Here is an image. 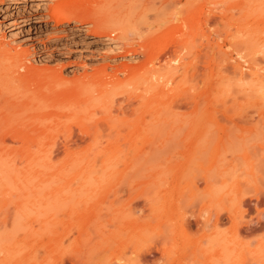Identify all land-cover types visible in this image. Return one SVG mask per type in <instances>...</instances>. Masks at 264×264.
Returning a JSON list of instances; mask_svg holds the SVG:
<instances>
[{"label": "rangeland", "instance_id": "374dc122", "mask_svg": "<svg viewBox=\"0 0 264 264\" xmlns=\"http://www.w3.org/2000/svg\"><path fill=\"white\" fill-rule=\"evenodd\" d=\"M87 16L186 72L122 57ZM0 37L24 75L0 85V264H264V0H0ZM144 60L163 81L117 72Z\"/></svg>", "mask_w": 264, "mask_h": 264}, {"label": "bare ground", "instance_id": "6f19581e", "mask_svg": "<svg viewBox=\"0 0 264 264\" xmlns=\"http://www.w3.org/2000/svg\"><path fill=\"white\" fill-rule=\"evenodd\" d=\"M174 3V2H173ZM189 4V3H188ZM210 4V3H209ZM88 12H85V14L86 15H88L87 14ZM90 13H92L91 11H90ZM175 13V12H174ZM58 13H56V14H53L52 13V15H53V17H54V19H55V21H56V23H57V25L59 26V25H61V24H63L65 21H69V20H71V19H73V18H77L78 17V15H76V13H75V11H68V12H66V13H63L61 16L60 15H57ZM85 15V16H86ZM113 15V14H112ZM91 17L93 16V14L92 15H90ZM94 17H96V16H94ZM88 18V16H87V19H91V21L89 20V22H91V23H93L94 24V27H93V34H95V35H101V34H103V35H106V36H108V37H110L111 39H115V40H117V41H120V40H123V43L121 44V47H122V50H119V52H120V54L122 55V57H127L126 55L129 53H141V54H143L144 56H147L148 57V60H149V62H151L154 66L156 65V62L157 61H162L163 59L165 60V62H166V64H168V66H169V69H166V74H172V76H169L168 78H167V82H169V81H172L173 79H174V76H175V73L177 72L178 73V71H180V70H184V68H185V66H183L182 67V64H180L179 65V62H178V65H177V63H176V59L174 58V56H175V54L174 53H171V51L170 52H158L156 55L153 53V50H152V48H151V46H150V43H149V45H146V44H144L145 42H140V44L138 45V46H136L134 43H130V42H127L128 41V38L130 39V37H125V36H121L120 34L117 36L116 34H117V32L116 31H118V30H116L115 28H114V26H113V24L111 23L112 21L111 20H106V18H102L103 20H101V18L99 19V17H97L98 18V20L96 19V18ZM81 19V18H80ZM86 18H84V20H87ZM83 20V19H82ZM88 21V20H87ZM212 21V17H211V14H209L208 13V15H206L205 16V26H208L209 24H210V22ZM212 23V22H211ZM148 25V24H147ZM198 25V24H197ZM189 28L190 27H187V29H188V31H189ZM146 29V28H145ZM192 30H193V28H192ZM195 30V29H194ZM199 30V29H198ZM202 30V29H201ZM186 31V30H185ZM195 31H197V30H195ZM208 31V30H207ZM208 33H210V32H208ZM139 35V34H138ZM206 35V40H207V42L206 43H204V44H202V45H204V53H205V58H203V59H207L208 61H210L211 59H209L210 57H211V48H212V41L210 40V38H209V36H210V34H209V36H208V34H205ZM112 36H114L113 38H112ZM191 36V35H190ZM146 38V37H145ZM149 40H151V39H149ZM194 40V39H193ZM122 42V41H121ZM148 42V41H147ZM128 45H135L136 47H134V49L133 50H129L128 48H127V46ZM197 45V44H196ZM199 45V44H198ZM117 47H119V48H121L120 46H117ZM173 47V46H172ZM175 47H178V45L177 46H175ZM180 47V46H179ZM192 49V48H191ZM155 50H157V49H155ZM182 49H181V47H180V52H182L181 51ZM184 50V49H183ZM165 51V50H164ZM167 51V50H166ZM169 51V50H168ZM175 51H177V53H178V49L176 48L175 49ZM155 52V51H154ZM173 52V51H172ZM188 53V52H187ZM191 53H193V52H191ZM179 54V53H178ZM178 54H176V56H178ZM172 55V56H171ZM174 55V56H173ZM183 55V54H182ZM175 56V57H176ZM180 56V55H179ZM190 56V55H189ZM194 56V55H193ZM193 56H191V57H193ZM201 56V55H200ZM172 57V58H171ZM181 57V56H180ZM186 57V56H185ZM169 58H171L172 60H170ZM181 58H183V56L181 57ZM114 59H116V58H114ZM197 59V58H196ZM195 59V60H196ZM22 60H23V56H22V54L19 52V51H15V52H13L12 50H11V48H9L8 46H7V44L4 42V41H2V39H1V37H0V82H1V84L0 85H5V84H7V83H15L16 81H19V80H22V78L24 77V75H22V74H20V73H18V68L22 65ZM25 60V59H24ZM178 60V59H177ZM180 60V59H179ZM183 61H184V59H182ZM194 60V61H195ZM172 61L173 62H175L176 64H174L173 65V63H172ZM181 61V60H180ZM207 61V64H206V66H205V69H204V71H207L208 73H207V76L206 75H203L201 78H203L204 76H206V78L204 79V81H203V84H202V86L204 85V88H205V91H206V95L205 96H203L202 98H204V102H205V111L208 109V104H209V101H210V89H211V82H210V80H211V78H210V66H209V62ZM129 63V62H128ZM125 64L124 65V68H123V70H119V68L117 69V72H119V71H121L122 73H127L128 75H129V77H131V76H135V77H137V74L138 73H140L141 71L144 73H146V72H148L149 74H150V77H155L156 76V74L154 73V74H151L152 72H153V69L152 68H149V66H148V61L147 60H144L143 62H142V64L139 66V67H136V66H133L132 64L131 65H129V64ZM202 63H204V62H202ZM205 63H206V60H205ZM138 64V63H137ZM193 64V63H192ZM191 64V65H192ZM201 64V63H200ZM123 65V64H122ZM135 65V64H134ZM197 65H198V63H197ZM168 66H167V68H168ZM202 66V65H201ZM156 67V66H155ZM160 67V69L159 70H161V67L162 66H159ZM166 67V66H165ZM198 67H200V66H198ZM197 67V68H198ZM163 68V67H162ZM183 68V69H182ZM200 69V68H199ZM202 69V70H203ZM168 70V71H167ZM173 70H174V72H173ZM196 70V69H195ZM198 70V69H197ZM104 71H105V73H106V68L104 69ZM162 71H163V69H162ZM161 71V72H162ZM182 71H180V72H182ZM160 72V71H159ZM160 72V73H161ZM172 72V73H171ZM184 72H186L185 70H184ZM188 73H189V70L187 71ZM164 73V72H163ZM176 73V74H177ZM104 74V73H103ZM149 74H148V76H149ZM184 74V73H183ZM182 74V75H183ZM105 75V74H104ZM144 75V74H143ZM151 75H153V76H151ZM155 75V76H154ZM158 75H159V73H158ZM174 75V76H173ZM181 75V76H182ZM190 75V74H189ZM110 76V75H109ZM123 76V75H122ZM166 76V75H165ZM185 76V75H184ZM195 76V75H194ZM201 76V75H200ZM129 77H127V78H125V79H119L118 81H113L112 82V85L114 86H119V87H121V86H124V84H126L127 82H128V78ZM149 77V78H150ZM157 77V76H156ZM167 77V76H166ZM180 77V76H179ZM183 77V76H182ZM196 77V76H195ZM148 78V79H149ZM158 79H160V80H162V78H163V76L161 75V77L159 78V76L157 77ZM187 78H191V77H187ZM187 78L185 79V80H187ZM180 79V78H179ZM188 79V80H189ZM150 80V79H149ZM155 80V79H154ZM166 80V79H165ZM191 80H192V78H191ZM199 80V79H198ZM151 81H153V80H151ZM158 81V80H157ZM163 81V80H162ZM193 81H195V78L193 79ZM200 81V80H199ZM155 82V81H154ZM167 82H164L162 85V94H161V96H160V103H161V105H166L165 104V97H168L169 96V88H168V83ZM176 82V81H175ZM188 82V81H187ZM142 83H144V82H142ZM147 83V82H146ZM158 83H159V81H158ZM159 83V84H160ZM177 83V82H176ZM184 83V82H183ZM188 83H190V82H188ZM198 83V82H197ZM197 83H195L196 84V86H197V88H199V86H200V84L202 83V81H201V83H199V84H197ZM141 84V83H140ZM175 84V83H174ZM9 85V84H8ZM16 85V84H15ZM100 85H102V87H103V89H107L108 88V86L110 85L108 82H105V83H102L101 82V84ZM138 85H139V83H138ZM142 85V84H141ZM148 85V84H147ZM146 85V86H147ZM169 85H170V83H169ZM193 85V84H192ZM156 86H157V83H156ZM156 86H154V87H156ZM167 86V88L168 89H165V87ZM195 86V85H194ZM192 87V89H194L195 87ZM202 86H201V88H202ZM149 87V86H148ZM177 87H179V84H178V86ZM8 89H9V87H7ZM147 88V87H146ZM152 89H154L153 87H151ZM126 89V87L124 88V90ZM148 89H150V88H148ZM146 90V91H152L151 89L150 90ZM174 88H172V90H173ZM175 89H177V88H175ZM191 89V88H190ZM191 89V92L192 91H194V90H192ZM155 90H158V88L156 87L155 88ZM171 90V91H172ZM178 90V89H177ZM2 91H3V89H2ZM6 92H7V90H5ZM9 91V90H8ZM169 91V92H168ZM142 92V91H141ZM176 92V91H175ZM4 93V92H3ZM2 93V94H3ZM143 93H146V92H144L143 91ZM151 92H149V93H147L148 95L150 94ZM152 93H153V91H152ZM187 93V92H186ZM5 94V93H4ZM21 94V93H20ZM191 94V93H190ZM194 94V93H193ZM8 95V94H7ZM171 95V94H170ZM187 95V94H186ZM3 96H5V95H3ZM126 97V96H125ZM183 97V96H182ZM3 98V97H2ZM14 98V97H13ZM120 98V97H119ZM107 99V98H106ZM179 99V98H178ZM182 99V98H181ZM183 99H185V98H183ZM19 100V99H18ZM90 100V99H89ZM152 100V99H151ZM202 100V102H203V99H198L195 95H191V96H189V97H187L186 99H185V101L184 102H182V100H181V102L182 103H180L179 104V107L181 106V105H184V103H185V105H190V107H192L191 106V104H193V106L195 107V106H197L198 104H200L201 101ZM140 101V100H139ZM180 101V100H179ZM203 102V103H204ZM120 103H122V102H120ZM120 103L118 104V105H120ZM123 103H124V101H123ZM136 103V102H135ZM40 104V103H39ZM107 104H109V103H107ZM129 104V103H128ZM128 104H126V105H128ZM143 104H145L146 106L147 105H149V106H151L152 108H158V106H156V105H153L154 103H153V100L152 101H145V102H143ZM151 104V105H150ZM7 105V104H6ZM96 105V104H95ZM126 105H123L122 107H120L119 106V108L124 112L125 111V109H128V111L129 110H131L130 109V107L129 106H131L132 104H129L128 105V107L126 106ZM144 105V106H145ZM174 105V104H173ZM173 105H172V107H173ZM114 106H116L115 104H114ZM160 106V105H159ZM168 106V105H167ZM204 106V105H203ZM94 107V106H93ZM170 107V106H169ZM168 107V108H169ZM9 108V107H8ZM97 108V107H96ZM106 108V113H108V108L107 107H105ZM166 108V107H165ZM174 108V107H173ZM199 108L201 109V104L199 105ZM82 109H84V108H82ZM86 109V108H85ZM84 109V110H85ZM118 109V108H117ZM138 109V108H137ZM189 109V108H188ZM115 110V109H114ZM157 110H159V109H157ZM162 110V109H161ZM172 110V109H171ZM86 111V110H85ZM84 111V112H85ZM98 111V110H97ZM118 111V110H117ZM178 111V110H177ZM201 111V110H200ZM80 112V111H79ZM116 112V111H115ZM121 112V111H120ZM126 112V111H125ZM168 112H170L169 110H168ZM161 113V112H160ZM171 113V112H170ZM116 114V113H115ZM162 115V114H161ZM161 115H160V117H161ZM172 115H173V110H172ZM172 115H170V117H172ZM151 116V115H150ZM154 116V115H153ZM205 117L203 116V117H200V118H198V119H196V120H194L192 123H191V126H190V129H192V130H200V131H202L203 129H205L206 128V125H205V123L203 122V119H204ZM174 120H175V118H174ZM156 122V121H155ZM175 122H176V120H175ZM150 123H152V122H150ZM165 123V122H164ZM163 123V124H164ZM152 124H154V123H152ZM167 125V124H166ZM154 126H156V124H154ZM157 126H159V125H157ZM155 127V128H158V127ZM188 126V125H187ZM161 127H163V126H161ZM171 127V126H170ZM91 128H93V127H91ZM188 128V127H187ZM148 129H149V126H148ZM158 129H160V126H159V128ZM168 129V128H167ZM207 129V128H206ZM94 130V129H93ZM94 133V132H93ZM92 134V133H91ZM121 137V136H120ZM116 142H119V141H116ZM110 143H113V142H110ZM222 219V218H221ZM220 218H217V221H220L221 220ZM184 225L186 226V227H190V225H191V221H189V220H186L185 222H184ZM163 249V248H162ZM157 251H161V248L160 247H158L157 249H156ZM107 252V251H106ZM148 253H151V252H148ZM142 257V256H141ZM140 259V258H139ZM143 261V260H142Z\"/></svg>", "mask_w": 264, "mask_h": 264}]
</instances>
